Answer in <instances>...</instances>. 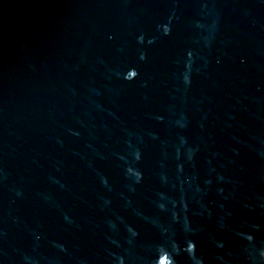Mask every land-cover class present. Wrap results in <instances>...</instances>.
I'll return each mask as SVG.
<instances>
[{
    "label": "water",
    "instance_id": "water-1",
    "mask_svg": "<svg viewBox=\"0 0 264 264\" xmlns=\"http://www.w3.org/2000/svg\"><path fill=\"white\" fill-rule=\"evenodd\" d=\"M0 264H264V0H0Z\"/></svg>",
    "mask_w": 264,
    "mask_h": 264
}]
</instances>
